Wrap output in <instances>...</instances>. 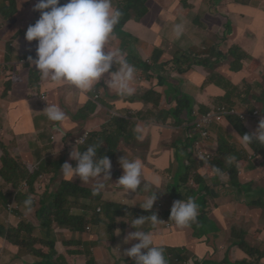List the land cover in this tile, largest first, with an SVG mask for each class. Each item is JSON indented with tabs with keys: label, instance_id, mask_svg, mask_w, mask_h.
<instances>
[{
	"label": "clouds",
	"instance_id": "9594fccd",
	"mask_svg": "<svg viewBox=\"0 0 264 264\" xmlns=\"http://www.w3.org/2000/svg\"><path fill=\"white\" fill-rule=\"evenodd\" d=\"M0 1L3 8L7 0ZM187 1L188 6L183 7L181 10V12L187 15V24L205 25L203 18L199 17L196 9L192 8L193 4L190 3L189 0ZM194 2L202 4V2L195 0ZM203 5L209 7L213 15H221L219 7L227 9V13L225 14L230 18L229 23L234 26V33L227 38V41L239 34V40L235 41L237 50H242L240 44L244 47H248L251 42L247 38H243V34L235 27V24H239L240 21L253 20L254 17L264 20L261 11L247 7H243L242 13L238 16H232L231 8L233 5L229 1L220 5L205 2ZM34 10L40 13V17L38 15L39 19L35 24L28 26L25 39L28 42L35 41L32 47L37 46L36 57H29L26 62L21 60L20 62L25 68H30L34 71L36 69L37 72L40 73V77L38 79H32L31 82L33 90L34 88H40L38 90L39 93L34 94L33 102L34 100L41 99L38 107H44L48 103L49 105H47L45 110H40V108L32 105L31 107H33L36 112L43 113L45 117V127L50 122H57L58 129L54 131L50 130L55 135V139L52 142L68 136H71L74 140L75 134H78L77 130L79 125L89 117L83 119V109L86 106L83 105L80 108H76L75 105L67 102L66 95H58L54 98V93L51 92L54 85L60 86L62 84L61 86L66 89L67 94L77 97L91 91L94 85L100 82L105 74H109V78L104 81L109 90H116L118 94L122 96H131L134 94L135 88L133 84L135 80V67L127 62L121 51L110 50L106 47L109 38L114 33L115 26L120 21L122 13L119 9L113 7L112 0H37ZM243 14L244 16H242ZM5 21L9 20L0 21V38L2 37V32L6 30ZM184 27L183 22L173 25V32L177 37L182 35ZM245 28L247 32H250V35H253V24L247 23ZM28 54L30 55V51ZM25 58H27V55L24 59ZM25 63H29V67H27ZM5 64H7L5 60L1 61L0 68ZM113 64L117 65L116 71H111ZM31 65L34 67L31 68ZM22 76H25L23 70ZM26 83L27 79L25 77L24 87L27 91V95L31 96L33 93L25 86ZM44 99H47L48 103ZM235 103L236 102L230 107L225 105L217 108L211 107L210 112H214L215 115L211 124L206 128V132L208 133L206 139L211 135L210 133L213 129L212 125L215 124L214 118L216 116H227L229 118L237 116L240 122L246 127L247 123L253 121L250 119V116L258 110L261 113V118L258 121H253L254 124L258 125L257 130L251 135H235L240 136L246 145L253 142L264 145V112L259 109H252L250 105H244L241 102H238L241 105H235ZM223 109L228 111L227 114H222ZM240 109H244L245 111H240ZM71 113H79V117L77 119L71 117ZM242 113L245 114L246 119L242 117ZM247 117H249V119ZM186 125L187 123L184 124V126ZM54 127L57 126L55 125ZM247 129L252 133L251 129ZM83 131L84 132H80L81 135L76 143L79 145L85 142L87 146L74 149L71 153V159L74 160L73 163L70 164L66 162L61 168L55 170L63 174L64 177L69 180L79 178L86 184H93L95 178H100L102 179L101 182L107 185L115 184L118 189H124L129 193H135L136 190L141 191V189L138 188L141 185L142 162L139 159L129 161L123 157L120 160L121 168L116 167V171H112V164L109 158L106 156H101L99 159L96 158V146L99 144L97 137L99 134L92 133L88 129ZM135 132L138 134L137 139H142L143 128L137 126ZM73 140L69 141L68 145H75ZM101 150H105V148L101 147ZM126 154L135 155V152L126 150ZM1 158L2 157H0V159ZM23 170L24 174L20 178L23 181L16 195L17 193H22L24 195L20 203H22L25 213L29 218L40 207L39 198L42 192H40L38 188H35V185L37 180L40 181V184H43L46 173H40L34 180L35 182L32 183L33 172L40 169L34 167L31 168V172L29 169L23 168ZM122 170L123 175L120 177L119 172ZM213 172L217 173L218 176H212V185L214 183L215 185L220 184L222 188L226 187L224 180H221L222 177L219 175L220 170L214 167ZM20 179H18V181ZM0 182L5 183L6 189H9L8 187L14 184L4 177H0ZM103 183H97L95 185L93 195L98 194L104 189L105 185ZM19 184L20 183H17L16 185ZM31 187H34L35 192L30 191ZM210 188L212 192L220 191L219 187L215 188L211 186ZM227 188L228 187H226V189ZM5 196L6 199L2 200H8L6 211H8L10 215L16 216V211L20 209L16 196L13 198L14 193L12 190H7ZM85 199L86 198L83 196L81 202ZM156 200H160L157 199V193L150 196L140 207L146 211H150ZM199 200L201 201L199 202ZM203 203V199L194 201V199L192 200L191 198L175 201L171 208L170 219L164 222H160L157 214H152L148 217L141 216L139 218H134L131 226L135 228L136 231L128 234L125 243H130L131 241L139 242L126 249L124 255L129 258H134L135 262L133 259H130L135 264H167L164 250L156 246L161 244L169 245L168 238H170L173 233L178 234V236L175 237L178 241L181 238H187L193 234H200V231L195 230L197 228L195 221L198 215V205L203 206ZM101 211L102 208L98 206L96 212L101 213ZM94 213L95 212L91 210H87V218L91 219ZM148 220L151 221V226L144 225ZM98 226L86 223L85 229H81L79 235L67 236L65 238L74 245L82 242L83 246H85L87 242L84 237L88 238L91 236V227L98 228ZM141 226L142 230H139ZM11 231L12 230L6 231L4 228H1L0 239H4L7 242L6 247L10 248V252L16 253L20 247L12 244L14 239L9 236ZM69 232L70 229L69 231L65 230L64 234ZM63 240L65 239L61 238V241ZM59 247L64 248L63 246ZM183 248L187 249L186 247ZM56 252V259L58 260L60 255L57 249ZM44 258L47 257L41 259L42 263H44ZM193 258H197V256H193V254H183V257L180 259L177 258L174 263L186 264Z\"/></svg>",
	"mask_w": 264,
	"mask_h": 264
},
{
	"label": "rangeland",
	"instance_id": "374dc122",
	"mask_svg": "<svg viewBox=\"0 0 264 264\" xmlns=\"http://www.w3.org/2000/svg\"><path fill=\"white\" fill-rule=\"evenodd\" d=\"M20 5V11L24 12L26 10V4H23V0ZM27 1V0H24ZM30 1V0H28ZM117 1V0H115ZM142 1V4L139 6V9L141 11H144L145 8L148 9L146 15L144 16L141 27L142 29H148L153 24L154 30L153 33L149 31H142L141 35H138L133 29H135V21L137 17V13L132 9L137 2ZM201 3H195L194 0H189L190 3H192V8L196 9L198 12V16L203 18L205 22V27L209 28H215L218 33V37L222 39H227L229 36L233 35L234 33V26L229 23L230 18L227 13V9L224 7H219V11L221 15H213L211 13L210 8L203 5L205 2H208L210 4L216 3L218 5L224 4L226 1H229L233 6L231 8L232 10V16H238L242 13L243 7L251 8L253 10L264 12V0H195ZM113 7L115 6L116 2H112ZM188 6L187 0H133L132 6L129 9H125L126 17L131 16V18L126 22L125 26L121 29V31L127 33L126 40H124L122 37L119 38L120 45L122 47H125L128 45L130 48L133 49V51H129L125 53L124 51H127L126 49L122 48L120 51L124 55V58L127 60L129 64H131L132 60L139 61L140 58H143L146 62L148 60H151L152 62L156 63V68L150 66V64L147 62L146 65H149V69L146 70L141 69L140 73H142V77L145 79L146 77L153 76L152 78L155 80L154 76H161L162 67L161 64L168 61L172 57H176L179 60H190L194 61L195 57L190 56H182V55H176L174 56L178 50H188L190 45H193L195 42H201L202 40L200 37L196 35L197 32H200L199 29H193L192 24L188 25V28L185 29L186 32H183L180 37L176 38V44L177 45H170L167 43L168 39L167 37L171 38L170 35H167L166 30V18L170 16V14H176L180 12L183 7ZM35 6H31L29 8V11L23 14H20L19 16L14 15L9 19V21H5L6 30L2 32L1 38H0V53H3L0 58L2 59L5 57V62L7 64L2 65L0 68V74H3L0 77V88L5 86V90L7 92L6 96H9V100L13 101L11 105L3 107L2 110L3 113H0V125L2 127V133L4 134V137L7 140L13 139L15 136L16 140L14 142V145L10 147V153L15 158V163H12V166L18 165L19 168L17 171L20 173H23L24 165L28 166L29 170L33 167H40L41 159H50L51 161L55 158V152L50 150L49 148H46L45 145L47 143H51L55 139V135L45 127L44 121L45 117L43 113H38L36 110L31 107L33 104V96L35 93H39L38 90L32 89V79H38L40 77V73H38L36 70H32L30 68H25L23 64L20 62L21 59H23L28 52L30 51L32 44L35 42H28L25 39V33L29 25L35 24L36 20L35 15L37 14L36 11L33 9ZM244 16V14L242 15ZM40 17V15H39ZM37 17V20L39 19ZM0 21H2L0 19ZM253 24L254 25V32L253 35H250V32L246 30L245 25L246 24ZM235 27L241 33L243 34V38H247L250 40V42L253 44V47L259 52L256 54V61L258 64L253 63H247L246 69H244V64L242 65H234L231 69L232 72L235 74V76L240 80L241 76L244 74H247L249 77L255 76L254 86L251 84H248L243 81L245 85V93L239 92L236 96V99L234 100L235 105H241L238 102H246L247 100L253 99L256 101L254 95H250L251 91L257 92V87H260L259 96L260 98H264V20L254 17L253 20H245L240 21L239 24H235ZM116 28V26H115ZM143 36V37H142ZM150 36H154V38H150ZM239 34L237 36H234L232 40H228L225 45V49L227 52H232L236 50V44L235 41L239 40ZM157 40L156 42L152 43L153 41ZM124 40V41H123ZM115 43H111V50H115ZM212 48V46H211ZM161 55H169L172 57L167 56H161ZM198 59H211L212 61H217V56L212 55H205V56H199ZM136 62L135 70H139L138 63ZM216 64L214 65V67ZM207 68H210L209 66H206ZM21 69L25 72V77L27 79V83L25 86H27L31 93V96L27 95L24 99H19L16 96H13V89L11 88L10 84L13 81V70L14 69ZM117 65L113 64L111 71H116ZM138 76L137 70L135 71V79ZM206 75L201 76L195 83L188 86L186 91L184 93H164L159 94L156 98H154V101H152L150 104L151 106H141L139 109L144 114L143 119L141 122L138 123V125H142L143 128H147L148 131L153 130H164L165 126L171 125L170 121L173 118V111L175 108L180 107V105H183L186 101L191 99L193 90H199L201 87V83ZM109 74H105L102 79H108ZM112 95L117 96L121 98V95L118 94L116 90H111ZM0 95H2L0 91ZM130 102L134 103L136 102V97L133 95L129 96ZM120 100L114 101V103H118ZM27 107V113L31 120H28L29 122V129L30 132L27 133L24 137L21 136L18 131L16 130V126L21 123V121L25 120V116L22 113L23 110H26ZM88 111V115L91 112V108H88V106L85 107ZM120 109V108H119ZM165 109H173L171 112L166 113ZM240 111H245L244 109H240ZM26 113V114H27ZM156 114H161L163 117H168L170 115L169 121H165L163 119L159 118H149V116H153ZM146 115V116H145ZM242 117L246 119V116L244 113H242ZM91 116H89L85 121L81 122L79 127L84 126L89 122V119ZM261 118L260 111H255L253 115L250 116V119L253 121H258ZM5 120H10L6 124ZM253 121H250L246 124V127L251 129L252 134L257 130L258 125L254 124ZM3 125H2V124ZM74 127V126H73ZM110 128V127H108ZM42 130L39 134V130ZM194 128H192L193 130ZM84 132V131H82ZM102 134V133H101ZM213 136L219 135V129H216L214 134L210 133ZM225 138L230 141L231 143H235V140L231 138V135H227L224 133ZM22 137V138H20ZM137 138L134 133H131V136L129 137L128 141L125 143L126 150L128 151L130 148V145L132 144V139ZM181 138V135H178V140L176 141V148H175V157H174V164L173 168L166 171L165 174L168 176V179L163 182L166 184V188L164 186H161V189L168 193L173 201H179V199L187 200L189 197H185L180 194V188L178 187V180L176 177H178L180 171L182 168L186 165V162L189 161L188 155H187V148L183 147L182 142L179 140ZM199 140L201 141L200 148H203L205 146L204 140L202 137H199ZM24 142L22 144V152H18L15 144ZM192 142V139L191 141ZM53 145H56L57 147L61 148L62 150L65 148L70 149L73 151L78 146L77 145H67L64 147V143L61 140H57L55 142H52ZM63 147V148H62ZM187 155V159H184L183 157ZM3 156V155H2ZM133 158V156H130ZM206 158V156H203ZM150 160V159H149ZM176 160V161H175ZM140 161L144 162V160L140 159ZM1 165L0 168L3 167V160L0 159ZM67 163L72 164V161H69ZM152 164V162L150 161ZM153 164L155 167H160V163L157 161H154ZM196 164V163H195ZM188 165H191L188 163ZM51 168V166H48L44 164L43 169H46L47 167ZM205 169L206 174H208L211 170V163H202L200 165ZM8 169V166L3 168V171ZM113 171V167L111 168ZM0 177H3L0 173ZM209 177V176H208ZM178 179V178H177ZM221 180H225L224 177L221 178ZM3 181V180H2ZM74 181L79 184L81 188L89 189V186H95L97 183H101L102 179L95 178L93 184H86L82 182L79 178H74ZM208 184L209 181L207 180ZM211 185V184H210ZM21 187V183L19 185L11 184L6 189V185L3 182H0V229L4 228L6 231L12 230L9 233V236L17 241H24L25 246L20 247L18 252L12 253L10 252V248L6 247L7 242L4 239H0V264H37L41 262V259L43 257H49L44 258V263L48 262V264H61V258L56 259V248L58 246H63L64 248L69 247V240H66L64 236V232L69 231V229H85V223H79L77 221L70 222L65 219V216L63 214H59L58 210L52 206L54 200L56 198H39L40 207L31 215L29 218L27 217L24 207L22 203V199L24 198V195L22 193H17L19 188ZM153 188V187H152ZM7 190H12L14 193V197L16 196V199L19 202L20 209L16 211V216L10 215L7 209L8 200L3 201L2 199H6L5 193H7ZM218 193H221L222 197H225L226 199H229L232 194H228L226 196H223V192L220 191ZM134 194H138L139 196H142L143 192L136 190ZM111 193L106 190L102 193V198H106L110 201H112V207L116 205L117 199L110 197ZM199 197V195H197ZM210 194L205 195L206 199ZM121 197V196H117ZM8 199V198H7ZM198 199V198H197ZM197 199H194L196 201ZM114 200V201H113ZM252 201H256L254 199H251ZM99 203V200H94L93 206ZM71 206H76L78 203H68ZM156 206V203L154 204ZM112 215H107V218L105 219V223L98 226V228L91 227L90 231L92 232V236H98V237H106L109 234V242L108 246L110 248V253L113 257L117 256V250L121 247H123V233L124 228L122 227V218L119 216V214H116V210L113 209ZM259 214L264 217V207L257 209ZM66 222V224L64 223ZM44 223L45 227H41V224ZM69 227V228H68ZM68 228V229H66ZM114 231V242L111 240L110 232L112 229ZM237 228V222H229L226 221L222 223L219 226L212 227L209 231H206L207 234H212L215 236H223L227 240L226 250L227 253L234 249L235 247V236L234 232ZM89 236V235H87ZM84 237V236H83ZM62 239H65L61 241ZM86 239V237H84ZM68 239V238H67ZM218 239L222 240L221 237H218ZM201 240L202 236H200V240L197 241L195 237H188L187 243L191 247L196 248L192 250L193 252H197L201 247ZM245 238L241 239V242H244ZM77 246H81V244H78ZM85 246L87 248H92L91 244H88ZM264 249V248H263ZM260 249L258 252H254L253 256L255 259H257L258 255L260 254ZM32 251H35V253H32ZM40 252L42 256L37 255V252ZM32 253V254H31ZM179 254L172 258L173 261H175L177 258H179ZM208 255H206L207 257ZM234 257V256H233ZM208 257L207 259H209ZM208 264H214V263H208ZM223 264H227V261H223ZM228 264H234L233 262H230Z\"/></svg>",
	"mask_w": 264,
	"mask_h": 264
},
{
	"label": "trees",
	"instance_id": "16d2710c",
	"mask_svg": "<svg viewBox=\"0 0 264 264\" xmlns=\"http://www.w3.org/2000/svg\"><path fill=\"white\" fill-rule=\"evenodd\" d=\"M116 4L114 8L119 9L122 13L120 17L119 23L116 25H123L126 23L131 16L126 17L125 9H129L132 6L133 0H117L115 1ZM22 1L20 0H7V3L5 6L0 9V19L2 21L9 20L14 15L19 16L20 14L26 13L29 11V8L31 6H35L37 3V0H30V1H24L23 4H26V10L24 12L20 11V5ZM142 4V1L137 2V4L132 7V9L138 14L136 17V21H140L144 18L146 15L148 9L145 8L144 11H141L139 9V6ZM34 10V9H33ZM35 11V10H34ZM37 14L35 15V20L37 21V17L40 14L38 11H36ZM262 17L264 18V12H261ZM181 21L177 18L172 19L171 14L168 18H166V27H173L174 24L180 23ZM184 32L186 28H188V24H184ZM193 29H199L200 32H197L196 35L200 37L202 40L200 43L195 42L193 46L184 51V50H178L177 53L174 55H182V56H190L195 57L194 61L190 60H179L176 57L171 60V64L174 65L175 70L177 71V77L170 79L172 82H176V87L174 88V93H184L189 85L195 83L198 79H195L193 77V73H200V76L206 75L201 83V87L199 90H193L191 99L186 101L183 105H180V107L175 108L173 111V118L170 119V115L168 117H165L168 120H171V124L173 126L172 130L175 128L177 129V135H181V138L179 139L183 147L187 148V155L189 158V163L194 166L195 163H198L199 161H207L211 163V171L213 172V168H218L220 170V173L223 175H226L229 179V187L225 184L226 187H228V190L223 193V196H226L228 194H232V197L234 199H246L248 201H252L251 199H254L256 201H253L256 205L254 206V209L257 210L259 208L264 207V145H261L259 143L253 142L249 144H245L240 136H237L235 134H239L243 136L244 134L251 135L252 133L248 131V129L240 122L239 117L232 116L231 118L227 116H216L214 118V125H212L213 128L219 129V135L211 137V135L206 139V137L203 135L204 131L206 129L204 128H197L196 122L200 119V117L205 116L208 112L211 111V106L217 108L222 106L230 107L236 99V96L239 92L245 93V86L239 87L237 82V77L232 72V67L234 65H242L244 63V69H246L247 63H255L258 64L256 59V54L259 52V50L255 49L253 47V44L250 43L248 47L244 50H236L232 52H227L225 49V45L227 42V39H222L218 37L217 30L215 28H209L205 27V25H201L200 27L193 25ZM216 31V32H215ZM111 37L109 38L106 47L110 49L111 43H112ZM212 46V48H211ZM36 47L34 46L30 49V55L27 54V58L21 59V61H25L29 59V57H36ZM116 47V44H115ZM3 53H0V56ZM205 55H212L217 56V61H212L211 59H198L199 56H205ZM5 57L2 59L0 58V62L4 61ZM27 67H29V63H25ZM216 66L214 67V65ZM131 65L135 67L134 61H131ZM206 66H209L210 68H207ZM34 67L31 65V68ZM136 68V67H135ZM36 70V69H35ZM37 71V70H36ZM3 74H0V77ZM248 84H252L251 79H248ZM25 84V76H22V70L21 69H14L13 70V81L11 82L10 86L13 89V96H16L17 98L21 99L25 95L27 96V91L24 87ZM62 85V84H61ZM54 85L52 87L51 92L61 94L60 96L66 95V89L62 86ZM257 92L251 91L250 95H254L256 102L261 101L264 103V98H260L259 92L260 87H257ZM0 91L2 95H0V98H8L7 92L5 90V86L0 88ZM170 91V89H169ZM171 92V91H170ZM173 93V92H171ZM255 101V100H254ZM244 105H250V102L247 100L246 102H241ZM1 109V108H0ZM252 109H259L252 107ZM166 113L171 112L173 109H165ZM261 110V109H259ZM84 117L83 119L87 118L88 111L86 108L83 109ZM0 113L2 114V110H0ZM25 116V120L21 121V123L18 124V133L21 136H25L27 133H29V122L28 120H31L28 113L27 108L26 110H23L22 112ZM27 113V114H26ZM196 113V114H195ZM71 117L78 118L79 113H71ZM1 118V116H0ZM185 123H189V125L184 126L183 128H179L180 126L184 125ZM2 124V123H1ZM192 128H194L192 130ZM41 129L39 130V134L41 133ZM79 131V128L77 130ZM184 133V140L182 138V135ZM224 133L227 135H231V138L235 140V143H231L228 141ZM81 133L75 134L74 140L71 136L61 138L60 140L63 141L64 147H66L69 143V141L73 140L74 144L77 145L80 148L86 147V143L82 142L79 145L76 143L79 140V136ZM199 137H202L204 140L205 146L203 148H200L201 141L199 140ZM22 138V137H20ZM214 145V147L210 148L207 144V141L210 139ZM192 139V142H190ZM16 138L15 136L11 140H7L4 137V134L0 132V157L1 160H3V167L0 168V173L3 175L5 179H8L11 183H14L15 185L17 183H22V179H20L23 173H20L17 171L19 168L18 165L12 166V163H15V158L10 153V147L14 145ZM55 142V141H54ZM24 142H20L15 144V147L18 152H22V144ZM91 146V145H89ZM176 146V144H175ZM46 148H49L50 150L55 152V158L53 161H51L49 158L47 159H41L40 160V167H38L40 170L33 172L32 177V183H34L36 177L42 173H46V177L43 181V185L45 189L40 194V198H56L52 204L54 208H56L59 212V214H63L65 216V219L69 220L70 222L77 221L79 223L84 222L94 224V225H100L105 223V219L107 218V215H112L114 212L113 209L116 210V214L120 213L127 209V207L132 210L133 205H121L120 202L117 201L116 205L112 207V201L102 198L103 191L108 190L112 198H123V199H134L135 194L133 192H127L124 189H118L117 185L110 184L107 185L103 182L105 187L102 189L98 194L93 195V190L95 186H89V189H84L79 186L77 182H75L73 179L69 180L64 177L63 174L56 171L55 169H59L63 166L64 163L69 161H74L71 159V151L68 148L61 149L57 147L56 145H53L52 143H47L45 145ZM63 148V147H62ZM176 148V147H175ZM102 152H105V150H100ZM3 155V156H2ZM186 156H184V159H187ZM98 159L101 156H106L110 159V161L116 165V167H121L120 160L123 157H126V153L123 152H113V153H106V154H100L97 155ZM203 156H206L204 158ZM176 161V160H175ZM44 164L51 166V168L43 169ZM1 165V162H0ZM191 165L186 164L182 168V172L184 173L183 176L176 177V179L172 178V181L178 180L179 182L188 181V176L186 175L188 170H192L193 167ZM8 166V169L3 171V168ZM24 171V170H22ZM156 171L159 175H161V172L159 169L156 168ZM213 176H218L217 173L213 172ZM116 175V174H114ZM123 175V170L119 172V176L121 177ZM178 178V179H177ZM18 179H20L18 181ZM151 187H153L151 185ZM147 188H150L147 185V181H143L138 189H141L143 192L142 196H139L140 199H148L153 194L157 193V199H162V197L166 194L165 191L162 189H153L151 188L150 191H148ZM156 190V191H155ZM180 194L185 197H189L191 199H206L205 196H197V193L194 191L193 187L190 185H186V183L183 184V191H180ZM86 198L83 202H81L82 198ZM121 196V197H117ZM218 199V198H216ZM94 200H99V204H101L104 207V211L101 213L96 212V208L93 206ZM78 203L76 206H71L68 203L73 202ZM114 201V200H113ZM121 201V199H119ZM201 200H199L200 202ZM100 206V207H102ZM203 206L198 205V210H200ZM84 209V210H82ZM87 210H91L92 212H95V214L92 216L91 219L87 218ZM239 210H244V208L240 207ZM206 213V210H204V214ZM150 215V211H143L140 210V217L144 216L147 217ZM103 216V218H102ZM66 224V222H64ZM41 226H44V223L41 224ZM131 226V221L124 222L122 221V227L124 228L123 233V239H126L128 235V231ZM69 228V227H68ZM112 229V228H111ZM81 232V229H70V232ZM113 231V230H112ZM69 232V233H70ZM248 231L242 230L240 235L235 236V246L238 248V256L236 259H233L230 255V251L227 255L226 249H219L217 252L209 253V255L203 258H193L189 260L186 264H208V263H214V264H223V261H227V263L233 262L234 264H264V249L260 251V254L258 255V258L256 260H249L247 256L248 249L244 246V243L247 242L248 237ZM92 236V235H91ZM91 236L85 239L86 242L91 243H98L99 240L93 241L91 239ZM178 234L173 233L170 238H168L169 245H175L178 240L175 238ZM196 237L200 236V234L195 235ZM98 237V236H94ZM245 238L244 242H241V239ZM111 240L114 242L115 238L113 234L111 235ZM107 241H109L107 239ZM12 244L17 247H23L25 246L24 241H12ZM78 244H81V246H77ZM77 245H74L72 243H69V247L62 248L57 247V251L59 253V259L61 258V264H112L111 261L108 258V243H106L103 247L97 248L95 250H91L87 248L86 246H83L82 242H79ZM163 245V244H161ZM161 248V247H160ZM164 250V255L167 264H175L172 260L173 257H175L179 252H182V248L180 247H170V248H162ZM241 251V254L239 253ZM32 253H35V251H32ZM37 255H40L43 257V255L40 254L38 251L36 253ZM216 254V255H215ZM125 257L128 260V264H135L132 262V260L125 255ZM210 257L209 259H207ZM49 258V257H47ZM122 259V258H120ZM123 260V259H122ZM37 264H48V263H42L39 262Z\"/></svg>",
	"mask_w": 264,
	"mask_h": 264
},
{
	"label": "crops",
	"instance_id": "0c3cea01",
	"mask_svg": "<svg viewBox=\"0 0 264 264\" xmlns=\"http://www.w3.org/2000/svg\"><path fill=\"white\" fill-rule=\"evenodd\" d=\"M112 2H115V0H112ZM1 8H2V3L0 1V9ZM171 18L172 19L177 18L184 24L188 23L186 21L187 19L186 13L181 11L176 14H172ZM142 20L140 21L134 20L135 29L133 30L138 35H141V32L145 30L153 33V31H155L154 25L152 24L150 28L144 30L141 27ZM125 24L116 26V28L114 29V33L111 36V39L116 44V47L114 48L115 50L120 51L122 48H124L127 50L124 52L127 53L129 51H133V49L130 48L128 45L122 47V45H120L119 42L120 37L126 40L127 33L121 31V29L125 26ZM196 26L200 27L199 25ZM166 30H167V35L171 36V38L167 37L168 39L167 43L170 45H177L175 33L173 32V27L167 26ZM151 38H154V36H150L149 39ZM229 40L231 41L232 38H230ZM156 41L157 40L154 39L152 43ZM240 45L242 47V50L246 49V47H244L242 44ZM190 46L192 47L193 45ZM191 47H189L188 49H190ZM161 56L172 57L169 55H161ZM173 58L174 57L161 64L162 67L161 76H154L155 80L152 78L153 76L151 75L149 78L148 77H146L145 79L140 78L143 76L142 73H140L141 69H143V71L144 69L146 70L149 69V65H146L147 62L150 64V66L156 68L155 62H152L151 60H148L146 62L145 60L147 59L144 60L143 58H140L138 62L136 60H132L134 61L135 65L137 62L139 66V70L136 69L138 76L134 80V84H133V87L135 88L133 96L136 97V102L134 103H131L129 101L131 97H129L128 95H123V96L121 95V98L112 95V91L109 90L106 84L104 83L106 79H101L100 82H97L94 85V87L91 89V91L86 92L85 95L73 97L71 94L66 93L67 102L75 105L76 108H80L83 105L88 106V108H91V112L89 113V116H91V118L89 119V122L84 126L79 127V131L81 132L83 130L88 129L92 133L94 132L99 134V136L97 137L99 144L96 146L97 155L113 153V152L126 153L125 143L128 141L129 137L131 136V133H134L137 137L138 134L135 132V128L137 126L143 128L142 125H138V123L142 121L143 119L142 117L144 115L139 108L141 106H147V107L151 106L150 103L154 101V98L159 96V94L161 95L164 93H171V92L174 93L176 82H172L170 81V79H173L178 75L174 65L171 64L170 62L171 60H173ZM193 77L195 79H199L201 76L200 73H193ZM248 79H251L252 84H254L255 76L249 77L247 74H244L241 76L240 80L237 78L239 87L245 86L243 81L248 83L247 81ZM39 89L40 88H34V90H39ZM169 89L171 92L169 91ZM25 93L26 92H24V96L21 99L26 98ZM58 95L60 96L61 94L58 93L53 94L54 98L57 97ZM40 100H34L32 106L38 107ZM44 100L47 101L48 103L47 99ZM116 100H120V102L114 103V101ZM248 101L250 102V107L259 108L262 110V112H264L263 102L261 101L256 102L253 99H250ZM12 103L13 101L9 100V97L5 99L0 98L1 109L5 106L11 105ZM47 105H49V103ZM47 105L38 108H40V110H45ZM149 118H159L165 121H169L161 114L149 116ZM247 118L249 119V117ZM9 121L10 120L7 121L5 120L6 124ZM10 123L12 124L11 121ZM55 125L57 127H54ZM2 127L3 126L0 125V132H2L3 130ZM183 127L184 125L180 126L179 128H183ZM46 128L54 131L58 129V124L57 122H50L46 125ZM172 128H173L172 124L165 126L164 130L148 131L146 127L143 128L142 139H137V138L132 139V144L130 145L129 148V150L135 152V155H132L133 158H131L130 157L131 154H126L125 158L129 161L135 159L144 160L142 164L143 168H142L141 183L143 181H147V185L150 187L147 188L148 191H150V189L152 188L151 185L155 189H161V186H164V188L167 187L166 184L163 183L168 179V176L165 174V172L173 168L174 157H175V144L176 141L178 140V135H177L178 128H175L174 130H172ZM16 130L18 131V125L16 126ZM215 130L216 128H213L211 133L214 134ZM211 137H213L212 134ZM182 138L184 140V133L182 135ZM211 139L212 138H210L207 141V144L210 148L214 147ZM101 147L105 148V152L100 151ZM96 158L98 159V156ZM150 161L152 162V164L150 163ZM154 161L159 162L160 167H155V165L153 164ZM188 163L189 162L187 161L186 164ZM202 163L206 164L208 162L199 161L198 163L194 164V166L191 165L193 169L188 170L186 174L189 178L188 181H183V182L178 181V187L180 188L181 191H183V184L186 183V185L192 186L194 191L199 196L202 195L205 196L210 194L208 199H203L205 203L204 208L198 210V215L195 221L196 222L195 225H197V228L195 230L200 231V236H202L201 247L196 253L193 252L192 250H194L196 246L191 247L188 245L187 243L188 237L179 239V241L175 244V246L180 248L186 247L189 250L187 254H193V256H197V258H203L204 256L209 255V253L217 252L220 248L226 249V245H227V240L223 236H215L212 234H207L206 231H209L212 227L219 226L226 221L237 222V228L236 231L234 232V236L240 235L242 230H247L249 232L248 237H250V239L247 238V242L244 243V246L248 249L246 257L249 260H256L253 256V253L258 252L260 249L264 248V217H262L259 214V212L254 209V206L256 204L253 201H248L246 199H234L232 196L229 199L222 197L221 196L222 194L218 192L222 191L224 193L228 190V188L227 189L226 187L222 188L220 184L215 185L213 183L212 185V181H213L212 176L214 175V173L210 170V172L206 174L205 169H203V167L200 166ZM111 164L114 169L113 171H116V165L113 164L112 162ZM156 168L160 170L161 175L157 173ZM24 169H29V168L28 166L24 165ZM183 175L184 173L181 170L178 177ZM219 175L225 178L224 182L229 187L230 182L228 177L226 175L221 174L220 172ZM207 180L211 185L208 184ZM211 186H214L215 188L219 187L220 191L212 192L210 188ZM35 188H38L40 192L44 190V186L43 184H40L39 180H37ZM30 191L35 192L34 187L33 188L31 187ZM116 199L118 202L121 203V205L124 204L133 205L132 210H130V208L127 207V209H125L122 212V214L120 213L122 221L124 222L131 221L132 223L134 218L140 217L139 216L140 210L146 211L142 209L140 205L144 204L147 199H139L138 194H135L134 199H123V198H116ZM119 199H121V201H119ZM180 200L182 199H179V201ZM155 203L156 206H153V208L150 210V215L157 214L158 218L160 219V222L168 221L170 219L171 208L174 203L172 197L168 193H166L162 197V199L156 200ZM98 206H102V205L97 203L94 208ZM240 207L244 208V210H239ZM101 208H102L101 212H103L104 207L102 206ZM204 210H206L205 214H204ZM144 225L151 226L152 223L150 220H148L145 222ZM142 226L140 227L139 230H142ZM134 231H136V229L130 226L128 234ZM110 234H113L114 236V231H111ZM73 235H79V232L76 231L74 233L70 232L64 234L65 237L73 236ZM190 236L195 237L197 241L200 240V236L196 237L195 234ZM218 237H221L223 241L218 239ZM91 239L93 241L99 240L98 243L87 242L86 244V245L91 244L92 245L91 250H95L97 248L103 247L106 243L109 242L107 241V239L109 240V234L106 237L91 236ZM138 242L139 241H131L130 243H125V239H123V247L117 250L116 257H113L111 255L110 248H108L107 249L108 258L111 261V263L128 264V260L125 257L124 252L126 249L132 247L134 244ZM239 253L241 254V251ZM179 255L180 256L178 259L183 257L182 254ZM230 255L233 259L237 258L238 248L236 246L234 247L233 251L230 250ZM120 258H122L123 260ZM131 259H133V261L135 262L134 258Z\"/></svg>",
	"mask_w": 264,
	"mask_h": 264
},
{
	"label": "built area",
	"instance_id": "2783aa9c",
	"mask_svg": "<svg viewBox=\"0 0 264 264\" xmlns=\"http://www.w3.org/2000/svg\"><path fill=\"white\" fill-rule=\"evenodd\" d=\"M227 110L223 109L222 114H227ZM215 113L214 112H210L207 115L201 117L198 122H196V127L199 128H204L206 129L212 122V119L214 117ZM187 125H189V123H187ZM203 135L206 137L208 135V133L206 132V130L204 131Z\"/></svg>",
	"mask_w": 264,
	"mask_h": 264
},
{
	"label": "flooded vegetation",
	"instance_id": "af4514ba",
	"mask_svg": "<svg viewBox=\"0 0 264 264\" xmlns=\"http://www.w3.org/2000/svg\"><path fill=\"white\" fill-rule=\"evenodd\" d=\"M156 247H161V248H170V247H176L175 245H157ZM182 250V252H179L178 254H187V252H189V250L188 249H184V248H182L181 249Z\"/></svg>",
	"mask_w": 264,
	"mask_h": 264
}]
</instances>
